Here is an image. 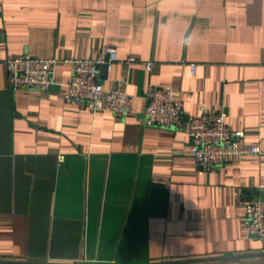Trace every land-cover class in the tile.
<instances>
[{"label": "crops", "instance_id": "1", "mask_svg": "<svg viewBox=\"0 0 264 264\" xmlns=\"http://www.w3.org/2000/svg\"><path fill=\"white\" fill-rule=\"evenodd\" d=\"M108 45L136 58L100 72L129 78L125 117L65 100L66 60ZM24 53L59 60L50 90L10 86ZM152 84L185 115L227 111L262 152L198 167L188 123L138 120ZM263 193L264 0H0V264H264L241 204Z\"/></svg>", "mask_w": 264, "mask_h": 264}, {"label": "built area", "instance_id": "2", "mask_svg": "<svg viewBox=\"0 0 264 264\" xmlns=\"http://www.w3.org/2000/svg\"><path fill=\"white\" fill-rule=\"evenodd\" d=\"M136 60L129 57L121 60L118 49L105 46L97 58H71V77L65 93V100L71 104H84L93 111L108 109L115 115L125 117L132 112L135 96L129 92V78L118 79L115 86L106 88L102 83L101 65L108 69L113 63L130 65ZM59 60L52 57H36L24 53L7 58L10 86L14 90L48 91L54 83ZM147 68L152 62L146 63ZM196 66L192 65L195 70ZM147 106L138 118L144 126L164 129H179L188 123L192 145L190 152L196 165L203 169H215L229 161H238L245 156L262 152L259 142L241 145L245 135L243 129L235 130L226 121L227 111L215 114L206 105L201 106L199 115H185L184 102L172 87L152 84L145 93ZM245 207V227L248 235L264 238V199L261 196H245L241 200Z\"/></svg>", "mask_w": 264, "mask_h": 264}, {"label": "water", "instance_id": "3", "mask_svg": "<svg viewBox=\"0 0 264 264\" xmlns=\"http://www.w3.org/2000/svg\"><path fill=\"white\" fill-rule=\"evenodd\" d=\"M108 69V65L107 64H103L101 65V70L102 73H106ZM102 76V75H101ZM262 199H264V193L262 194ZM260 255H264V253L260 254ZM241 257L244 256H249V255H239ZM230 256H224V257H210V258H204V259H191V260H184V261H174V262H165L163 264H171V263H186V262H198V261H212V260H222L225 258H229ZM162 264V263H161Z\"/></svg>", "mask_w": 264, "mask_h": 264}]
</instances>
